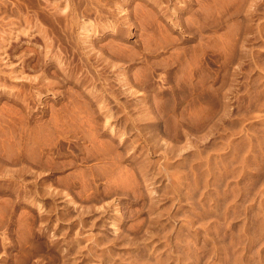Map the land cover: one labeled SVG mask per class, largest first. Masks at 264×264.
Returning <instances> with one entry per match:
<instances>
[{
    "label": "rangeland",
    "instance_id": "obj_1",
    "mask_svg": "<svg viewBox=\"0 0 264 264\" xmlns=\"http://www.w3.org/2000/svg\"><path fill=\"white\" fill-rule=\"evenodd\" d=\"M51 1L0 0V264H264V0Z\"/></svg>",
    "mask_w": 264,
    "mask_h": 264
},
{
    "label": "bare ground",
    "instance_id": "obj_2",
    "mask_svg": "<svg viewBox=\"0 0 264 264\" xmlns=\"http://www.w3.org/2000/svg\"><path fill=\"white\" fill-rule=\"evenodd\" d=\"M52 1H53V0H52ZM52 1H51V2H52ZM91 1H92V0H91ZM93 1L98 5V8H97V9H99V11H98L99 13H100V10L103 9V8H105L106 5H107V3L103 2L102 0H93ZM93 1L91 2L92 4L94 3ZM106 1H107V0H106ZM112 1H113V0H112ZM47 2H48V0H47ZM51 2H50V4H51ZM62 2H63V1H62ZM108 2H109V1H108ZM115 2H117V1L115 0ZM52 3H53V2H52ZM60 3H61V0H60ZM68 3H69V2H68ZM111 3H112V2H111ZM111 3L109 2L108 5H111ZM117 3H119V2H117ZM117 3H116V4H117ZM125 3H126V2H125ZM44 4H45V3H44ZM48 4H49V3H48ZM55 4H56V3H55ZM55 4H54V5H55ZM58 4H59V3H58ZM61 4H63V3H61ZM61 4H60V5H61ZM79 4H80V3H79ZM83 4H84V3H83ZM89 4H90V2H89ZM121 4H122V3H121ZM41 5H42V4H41ZM54 5H53V7H54ZM68 5H69V4H67V6H68ZM113 5H114V4H113ZM113 5H111V6H113ZM117 5H118V4H117ZM0 6H1V5H0ZM46 6H47V9H50V6H49V5H46ZM46 6H45V7H46ZM48 6H49V8H48ZM57 6H58V5H57ZM61 6H62V5H61ZM61 6H60V7H61ZM73 6H74V5H73ZM88 6H89V5H88ZM88 6H87V7H88ZM115 6H116V5H115ZM115 6H113V9H115V8H114ZM122 6H123V5H120V3H119V8H121ZM68 7H69V6H68ZM71 7H72V6H71ZM71 7H70V9H71ZM74 7H75V6H74ZM80 7H81V6H80ZM90 7H92V6H90ZM94 7H96L95 4H94L93 8H94ZM101 7H102V8H101ZM5 8H6V7H5ZM54 8H55V7H54ZM63 8H64V7H63ZM75 8L77 9V7H75ZM85 8H86V5H85ZM100 8H101V9H100ZM145 8H146V7H145ZM2 9H3V8H2ZM2 9H1V10H2ZM51 9H52V8H51ZM51 9H50V10H51ZM56 9H57V8H56ZM56 9H55V10H56ZM66 9H67V8H66ZM72 9H73V8H72ZM72 9H71V11H72ZM97 9H96V10H97ZM109 9H112V8L109 7ZM117 9H118V7H117ZM55 10L53 11V9H52L53 12H55ZM57 10H60L59 7H58ZM67 10H68V9H67ZM67 10H66V11H67ZM83 10H85V9H83ZM87 10H88V9H87ZM103 10H104V9H103ZM115 10H116V9H115ZM39 11H40V10H39ZM45 11H46V9H45ZM48 11H49V10H48ZM61 11H62V10H61ZM66 11H65V12H66ZM75 11H76V10H75ZM78 11H79L78 14L80 15V14H81L80 11H82V10H79V8H78ZM94 11H95V10H94ZM105 11H106V9H105ZM107 11H108V10H107ZM107 11H106V12H107ZM121 11H122V9H121ZM123 11H124V10H123ZM57 12H58V11H57ZM65 12H64V13H65ZM88 12H89V11H88ZM90 12H91V11H90ZM90 12H89V13H90ZM103 12H104V11H103ZM115 12H116V11H115ZM118 12H120V11L118 10ZM3 13H4V12H3ZM20 13H21V12H20ZM64 13H63V14H64ZM69 13H70V11H69ZM69 13H68V14H69ZM86 13H87V12H86ZM94 13H95V12H94ZM101 13H102V12H101ZM104 13H105V12H104ZM110 13H111V12H110ZM113 13H114V12H113ZM120 13H121V12H120ZM5 14H6V13H5ZM13 14H14V13H13ZM52 14H53V16L55 15V17H58V16H56V14H54V13H52ZM58 14H59V13H58ZM58 14H57V15H58ZM68 14H67V15H68ZM82 14H83V13H82ZM90 14H91V13H90ZM92 14H93V12H92ZM97 14H98V13H97ZM97 14H96V17H97ZM118 14H119V13H118ZM48 15H49V14H48ZM67 15H66V17L68 18L69 15H68V16H67ZM93 15H94V14H93ZM100 15H101V14H100ZM106 15H107V14H106ZM110 15H112V14H110ZM110 15H109V16H110ZM114 15L116 16V14H114ZM64 16H65V14H64ZM72 16H73V15H72ZM88 16H89V15H88ZM102 16H103V15H101V17H102ZM115 16H114V17H115ZM144 16H145V15H144ZM6 17H8V16H6ZM6 17H5V19H6ZM21 17H22V16H21ZM25 17H26V15H25ZM60 17H61V16H60ZM77 17H78V15H77ZM79 17H80V16H79ZM79 17H78V18H79ZM86 17H87V15H86ZM106 17H107V16H106ZM106 17H105V18H106ZM18 18L20 19V17H18ZM74 18H75V15H74ZM74 18H73V19H74ZM83 18H84V17H83ZM91 18H92V15H91ZM91 18H90V19H91ZM98 18H99V17H98ZM108 18H109V17H108ZM110 18H111V17H110ZM118 18H120V17L118 16ZM147 18H150V16L147 17ZM157 18H158V17H157ZM19 19H18V20H19ZM25 19H26V18H25ZM28 19H29V18H28ZM59 19H60V18H59ZM68 19H69V18H68ZM68 19H67V20H68ZM123 19H125V18H123ZM45 20H48V19H45ZM83 20H84V19H83ZM100 20H102V19H100ZM120 20H122V19H120ZM127 20H128V19H127ZM16 21H17V20H16ZM21 21H22V19H21ZM26 21H27V20H26ZM50 21H51V20H50ZM58 21H60V20H58ZM77 21H78V20H77ZM77 21H74V23L77 22ZM123 21H126V20H123ZM147 21H148V20H147ZM29 22H30V21H29ZM33 22H34V21H33ZM36 22H37V21H36ZM61 22H62V21H61ZM67 22H68V21H67ZM69 22H70V21H69ZM114 22H115V20H114ZM119 22H120V21H119ZM126 22H127V21H126ZM145 22H146V21H145ZM59 23H60V22H59ZM72 23H73V22H72ZM87 23H88V22H87ZM87 23H86V24L84 23L85 26H84V24H83V25L81 24V26H84V28H86ZM92 23H93V22H92ZM117 23H118V21H117ZM121 23H123V22L121 21ZM10 24H11V23H10ZM75 24H76V23H75ZM101 24H102V23H101ZM107 24H108V23H107ZM112 24H113V23H112ZM16 25H18V24H16ZM27 25H28V24H27ZM37 25H38V24H37ZM73 25H74V24H73ZM76 25H77V24H76ZM91 25H92V24H91ZM102 25H103V24H102ZM108 25H109V24H108ZM145 25H146V24H145ZM11 26H12V25H11ZM13 26H14V25H13ZM32 26H34V25H32ZM37 27H38V26H37ZM87 27H89V26L87 25ZM91 27H93V26H91ZM73 28H75V27H73ZM81 28H82V30L84 29L83 27H81ZM35 29H37V28H35ZM86 29H89V28H86ZM86 29H84L85 32L87 31ZM43 30H44V29H43ZM27 31H29V30H27ZM87 32H88V31H87ZM87 32H86V33H87ZM23 33H24V31H23ZM27 33H28V32H27ZM45 33H46V32H45ZM88 33H89V32H88ZM12 34H13V33H12ZM24 34H25V33H24ZM41 34H42V32H41ZM43 34H44V32H43ZM33 35H34V34H33ZM47 35H48V34H47ZM92 35H93V34H92ZM2 36H4V35H2ZM8 38H9V37H8ZM18 38H19V37H18ZM43 38H44V37H43ZM45 38H46V37H45ZM85 38H86V37H85ZM158 39H159V38H158ZM46 41H47V40H46ZM1 42H2V41H1ZM45 43H46V42H45ZM48 44H49V42H48ZM48 44H47V45H48ZM46 47H47V46H46ZM1 48H2V47H1ZM57 58H58V57H57ZM101 65H102V64H101ZM14 80H16V79H14ZM44 83H45V82H44ZM3 84H4V83H3ZM3 84H2V82H1V80H0V86H3ZM40 84H41V83H40ZM43 86H44V85H43ZM45 86H47V85H45ZM48 87H49V86H48ZM41 127H42V126H41ZM37 130H39L38 127H37ZM112 131H113V130H112ZM35 133H36V132H35ZM40 133H41V132H40ZM36 135H38V134H36ZM53 136H54V135H53ZM37 137H38V136H37ZM93 138H94V137H93ZM33 139H34V138H33ZM35 139H36V138H35ZM37 140H38V139H37ZM37 140H36V141H37ZM34 141H35V140H34ZM34 141H33V142H34ZM36 143H37V142H36ZM102 143H103V142H102ZM35 145H36V144H35ZM112 154H113V153H112ZM39 155H40V154H39ZM98 155H99V154H98ZM17 162H18V161H17ZM39 162H40V161H39ZM21 164H22V163H21ZM49 165H50V164H49ZM41 173H42V172H41ZM119 176H120V175H119ZM119 183H120V182H119ZM73 184H74V183H73ZM133 187H134V186H133Z\"/></svg>",
    "mask_w": 264,
    "mask_h": 264
}]
</instances>
